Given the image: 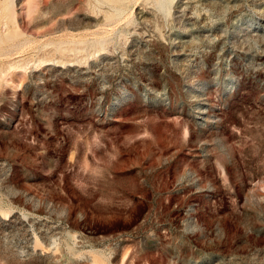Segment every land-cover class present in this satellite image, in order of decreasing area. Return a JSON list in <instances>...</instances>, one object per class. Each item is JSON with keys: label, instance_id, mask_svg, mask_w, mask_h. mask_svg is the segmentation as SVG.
<instances>
[{"label": "rangeland", "instance_id": "rangeland-1", "mask_svg": "<svg viewBox=\"0 0 264 264\" xmlns=\"http://www.w3.org/2000/svg\"><path fill=\"white\" fill-rule=\"evenodd\" d=\"M0 264H264V0H0Z\"/></svg>", "mask_w": 264, "mask_h": 264}]
</instances>
